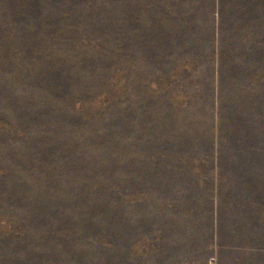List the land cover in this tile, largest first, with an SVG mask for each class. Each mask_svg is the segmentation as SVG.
<instances>
[{"label": "rangeland", "instance_id": "374dc122", "mask_svg": "<svg viewBox=\"0 0 264 264\" xmlns=\"http://www.w3.org/2000/svg\"><path fill=\"white\" fill-rule=\"evenodd\" d=\"M0 264H264V0H0Z\"/></svg>", "mask_w": 264, "mask_h": 264}]
</instances>
